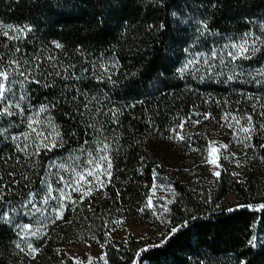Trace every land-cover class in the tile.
I'll list each match as a JSON object with an SVG mask.
<instances>
[{
    "label": "trees",
    "instance_id": "16d2710c",
    "mask_svg": "<svg viewBox=\"0 0 264 264\" xmlns=\"http://www.w3.org/2000/svg\"><path fill=\"white\" fill-rule=\"evenodd\" d=\"M245 40L252 58L231 61V45ZM213 51L211 69L189 65ZM11 61L30 75L13 87L27 94L23 112L0 116V264H28L7 218L77 171L84 180L42 237L38 264H75L58 248L92 239L109 264H264V0H0V69L14 73ZM249 115L259 154L242 180L222 172L196 193L187 171L169 166L181 125L183 137L205 144L217 138L213 124L236 129ZM99 155L110 158V176L88 163ZM161 181L172 187L166 233L113 239L121 218L158 225L150 206ZM231 193L240 206L223 203Z\"/></svg>",
    "mask_w": 264,
    "mask_h": 264
},
{
    "label": "rangeland",
    "instance_id": "374dc122",
    "mask_svg": "<svg viewBox=\"0 0 264 264\" xmlns=\"http://www.w3.org/2000/svg\"><path fill=\"white\" fill-rule=\"evenodd\" d=\"M206 57L207 55H203L192 60L200 61L198 64L193 63L192 66L199 65ZM241 127L246 126L243 125L236 129L228 127L226 129L213 124V134L217 138L208 140L205 144H199L183 137L182 133L185 131V127L174 130L173 133L178 139H174L173 154H170L171 157L169 156L170 159L168 160L169 166L187 171L188 183L196 193L199 190L211 191L222 172L242 180L251 167L253 156L259 154V151L251 139H244L248 134L240 132ZM233 131L234 133H231ZM222 145H227V148L222 147ZM213 148L218 151L213 152ZM212 160L216 162L212 163ZM217 172L220 173L219 176L215 175ZM75 179L78 181L79 171L74 174L67 173L63 181L52 187L50 191H45L40 195L34 194L27 201H24L22 211L14 212L15 218L13 216L7 218L17 233L18 248L28 264H38L35 256L42 237L47 233L48 228L54 227L63 220L65 201L69 193L73 192V188L80 186V183H77ZM82 179L84 180L83 177H80L79 181ZM45 198H47V202H45ZM171 200L172 187L170 183L161 181L156 187L150 206L158 225H155V222L135 224L121 218L114 222L110 236L120 241H125L130 236L137 239L159 240L166 233V228L163 227L164 219L161 215L166 212ZM223 203L233 207L241 205L239 197L234 193H231ZM25 225L29 227L25 228ZM58 249H63L75 264H109L104 245L93 239L88 242H70Z\"/></svg>",
    "mask_w": 264,
    "mask_h": 264
},
{
    "label": "snow or ice",
    "instance_id": "6c2138e0",
    "mask_svg": "<svg viewBox=\"0 0 264 264\" xmlns=\"http://www.w3.org/2000/svg\"><path fill=\"white\" fill-rule=\"evenodd\" d=\"M7 27L9 29L12 28L11 25H8ZM204 28L205 29L207 28L206 24L204 25ZM20 31L23 32V31H25V29H20ZM4 35L8 36V32H4ZM246 35H248V34H246ZM13 38H15V37H13ZM256 39L259 40L260 38L257 37ZM255 43H256V41L254 40L253 41V46L251 48V52L252 53H255V52L259 51V49L254 46ZM247 45H248V41L247 40H245L243 44H239V45L232 44L231 47H232V49H234V51H228L227 52V56L230 57L231 61H233V62L237 61L239 59H245V60L251 59L252 57L250 55H247V53H249V51H250V49H249V47ZM55 46L57 48L62 47V45L59 44V43H56ZM216 57H217V53L215 51H213L212 54H211V57H206L205 58L204 63L209 65V69L214 67V65L209 64V59H215ZM49 59H51V57H49ZM219 59H220V64L224 65L225 64V60H224L223 52H221ZM199 62H200L199 60L189 61V65H192L193 63H197L198 64ZM25 63H27V62H25ZM11 64H14L16 66L14 73L12 72V70H2V69H0V116H3V115L13 116V115H15V113L13 112L12 109H19L20 112H23V108L21 107V103L26 101L27 98H28L26 93H22L21 95H19V97H17L16 93L13 91V87H14V85H17V84H20L21 86H23L24 83L26 81H28V77L30 75V72H27V70H20V65L16 61H11ZM37 67H39V64H37ZM84 71L87 72L88 69L86 68V69H84ZM181 71H184V69H181ZM232 71H233V74H235V71H236L235 67L233 68ZM222 74H223V72L217 73V75H222ZM10 75L22 77L23 79H15V78L10 79ZM228 79L232 80L233 79V75H229ZM33 82L34 83H39L38 80L33 81ZM30 106L31 105H29V107ZM39 111L40 112L47 111V106H42L39 109ZM233 119H236V118L234 117ZM247 121H248V126L241 127L240 128V132L247 133L248 135L245 136L244 139L250 140L251 139V133L254 130L253 126H252V117L250 115L247 117ZM38 123H40L38 120H31L28 123L27 127L29 129H31L33 133H36L37 137H40V136L43 135V133L36 132V129L33 128V124H38ZM236 123H237V125L240 124L239 119L236 120ZM181 127H183V125H181ZM3 131H4V129H0V133H2ZM23 135H24V139L27 140L29 138V136H30V133H24ZM12 139L18 141L20 139V137L19 136H14V137H12ZM44 139H47V137H45ZM51 146L55 147V144L53 143ZM17 147L19 148V145H17ZM44 147L48 148L49 145L45 144ZM222 147L227 148V145H222ZM27 148H28V145L25 144L24 147L20 148L19 150L23 151V152H26ZM108 148H109V146L107 144H105L99 149V152L100 153H106L108 151ZM216 151H218V150L213 148V152H216ZM211 162L215 163L216 161L212 160ZM88 163L89 164H94L95 168L97 170L104 169L102 174L110 176L111 173L108 170L111 169L112 163H111L110 158L107 155H99L95 159H90L88 161ZM105 164H106V168H104ZM60 167H63V165H61ZM87 175L95 176L97 181L99 182V176L96 175L95 172L89 171L87 173ZM215 175L219 176L220 173L217 172V173H215ZM60 179H63V177H61ZM79 182L80 181L78 180L77 183H79ZM102 186H103V183L101 182V187ZM50 190L51 189L49 188V191ZM76 191H80V188L77 187ZM88 194L89 193H85V195H88ZM45 202H47V198H45ZM261 207H264V205H262ZM0 218H2V214H0ZM24 227L28 228L29 226L25 225ZM176 231H179V228L173 229L172 230V234H174ZM33 234H35V233H33ZM249 243L252 244L253 246H255V240L254 239L249 241Z\"/></svg>",
    "mask_w": 264,
    "mask_h": 264
}]
</instances>
